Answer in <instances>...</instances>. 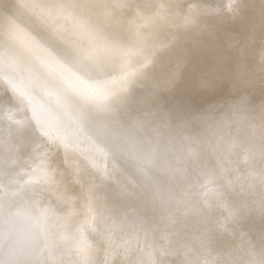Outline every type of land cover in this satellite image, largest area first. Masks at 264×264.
<instances>
[{"label": "bare ground", "instance_id": "6f19581e", "mask_svg": "<svg viewBox=\"0 0 264 264\" xmlns=\"http://www.w3.org/2000/svg\"><path fill=\"white\" fill-rule=\"evenodd\" d=\"M0 264H264V0H0Z\"/></svg>", "mask_w": 264, "mask_h": 264}, {"label": "rangeland", "instance_id": "374dc122", "mask_svg": "<svg viewBox=\"0 0 264 264\" xmlns=\"http://www.w3.org/2000/svg\"><path fill=\"white\" fill-rule=\"evenodd\" d=\"M188 1V0H187ZM186 4H188V3H186ZM185 4V5H186ZM256 253H258V254H261L262 253V250H259V251H257Z\"/></svg>", "mask_w": 264, "mask_h": 264}, {"label": "snow or ice", "instance_id": "6c2138e0", "mask_svg": "<svg viewBox=\"0 0 264 264\" xmlns=\"http://www.w3.org/2000/svg\"><path fill=\"white\" fill-rule=\"evenodd\" d=\"M45 176H47V172H45Z\"/></svg>", "mask_w": 264, "mask_h": 264}]
</instances>
